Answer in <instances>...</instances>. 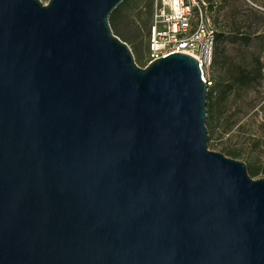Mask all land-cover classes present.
<instances>
[{"label":"water","instance_id":"1","mask_svg":"<svg viewBox=\"0 0 264 264\" xmlns=\"http://www.w3.org/2000/svg\"><path fill=\"white\" fill-rule=\"evenodd\" d=\"M124 0H0V264H264V179L208 149L196 59L139 67Z\"/></svg>","mask_w":264,"mask_h":264},{"label":"rangeland","instance_id":"2","mask_svg":"<svg viewBox=\"0 0 264 264\" xmlns=\"http://www.w3.org/2000/svg\"><path fill=\"white\" fill-rule=\"evenodd\" d=\"M204 2L213 27L226 38L227 59L211 68L212 86L217 93L231 87L232 71L238 68L254 78L248 87H232L220 103L216 93L208 149L245 163L253 180L264 179V0ZM153 11V0H124L109 19L114 35L130 47L141 68L151 61Z\"/></svg>","mask_w":264,"mask_h":264},{"label":"built area","instance_id":"3","mask_svg":"<svg viewBox=\"0 0 264 264\" xmlns=\"http://www.w3.org/2000/svg\"><path fill=\"white\" fill-rule=\"evenodd\" d=\"M153 4L148 45L151 61L175 53L189 55L197 60L208 89L212 87L216 30L207 4L204 0H153Z\"/></svg>","mask_w":264,"mask_h":264},{"label":"trees","instance_id":"4","mask_svg":"<svg viewBox=\"0 0 264 264\" xmlns=\"http://www.w3.org/2000/svg\"><path fill=\"white\" fill-rule=\"evenodd\" d=\"M215 28V27H214ZM227 59L226 56V38L225 33L223 31L217 32L216 31V47H215V53H214V59H213V66L218 65L221 63V61H224ZM233 77H232V84L231 87L228 86V88H225L224 90H221V92L217 93V86H212L208 90V98H207V122L206 125L208 128H210V125L213 121V112L216 105V101L214 100L216 93L219 94V103L222 99H224L226 93L230 92L234 87L237 88H243L250 86L254 78L249 75L247 72L242 71L240 68L234 69L233 71Z\"/></svg>","mask_w":264,"mask_h":264}]
</instances>
